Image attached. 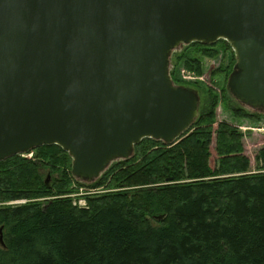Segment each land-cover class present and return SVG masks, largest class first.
<instances>
[{
    "label": "water",
    "instance_id": "95a60500",
    "mask_svg": "<svg viewBox=\"0 0 264 264\" xmlns=\"http://www.w3.org/2000/svg\"><path fill=\"white\" fill-rule=\"evenodd\" d=\"M219 39L231 93L264 109V0H0V161L57 144L91 182L143 138L175 142L200 96L173 82L172 51Z\"/></svg>",
    "mask_w": 264,
    "mask_h": 264
},
{
    "label": "trees",
    "instance_id": "16d2710c",
    "mask_svg": "<svg viewBox=\"0 0 264 264\" xmlns=\"http://www.w3.org/2000/svg\"><path fill=\"white\" fill-rule=\"evenodd\" d=\"M220 47L232 49L219 39L172 53L174 83L196 84L206 96L175 142L143 138L131 157L112 161L93 182L73 175L72 156L57 144L1 160L0 264H264V146L253 167L241 124L219 120L217 109L222 101L254 124L264 114L234 104L229 88L220 95L180 74L182 67L203 74ZM231 51L213 76L231 74Z\"/></svg>",
    "mask_w": 264,
    "mask_h": 264
},
{
    "label": "rangeland",
    "instance_id": "374dc122",
    "mask_svg": "<svg viewBox=\"0 0 264 264\" xmlns=\"http://www.w3.org/2000/svg\"><path fill=\"white\" fill-rule=\"evenodd\" d=\"M184 45L185 44H181L175 50H173L172 53L176 50H179ZM232 49H233V47H232ZM231 50L225 51L223 48L220 47V51H219V54L217 57H214V58L213 57L212 58L207 57L204 61V65H203L204 66V73L203 74H198L194 70H190V69H187L186 67H182L181 71H180L182 79L188 83H192L195 81H201L202 83H200V86L203 84L211 86L214 90H216L221 95L222 94V88H229L228 79H229L230 75L228 77H226L225 73H223V72L219 73L218 72V74H215V76H213L212 71L220 66V64L222 63L224 58L226 60V63H228L231 60V58L233 56ZM234 53H235V64H236L237 55H236L235 50H234ZM171 56H172V54H171ZM171 56H170L169 72H170V68H171ZM235 64H234V67H235ZM234 67H233V69H234ZM193 85H196V84H193ZM193 87L195 88V86H193ZM197 87L199 89H201L199 87V84H197ZM197 91H198L199 96H200V106H201L205 102L206 96L204 93H201L202 91H200L198 89H197ZM233 98H234V100H233L234 104L236 103L240 106H243L244 108L248 109L251 112H259V113L264 114V109L258 110V109L248 107V106L242 104L234 96H233ZM219 104L220 105L217 109L218 119L219 120H226V121L232 122L234 124H241L242 129L245 131V137L243 138V143L245 146V153L250 157L251 163L254 167L256 165L255 164V155L264 146V121H262V123H259V124H254L250 120H242L241 118H235L232 111L229 108H226L225 106L222 105V104H224L222 101ZM200 106H199V111H200ZM31 151L28 153L23 152L21 155L27 156V157H33L34 152H31ZM211 151H212L211 164L214 166L216 163V160L218 158L214 145L212 146ZM219 163H220V161L218 159V164ZM83 181H85V180H83ZM85 182H88V181H85ZM91 182H93V181H91ZM81 191L87 192V189L85 187H81ZM100 191H102V189L91 190V192H94V193L100 192ZM79 199L80 198H78L79 204L84 205L85 200L84 199L79 200ZM20 202H22V200L11 201L10 203H20Z\"/></svg>",
    "mask_w": 264,
    "mask_h": 264
},
{
    "label": "built area",
    "instance_id": "2783aa9c",
    "mask_svg": "<svg viewBox=\"0 0 264 264\" xmlns=\"http://www.w3.org/2000/svg\"><path fill=\"white\" fill-rule=\"evenodd\" d=\"M26 153H28V152H26ZM22 154V153H21Z\"/></svg>",
    "mask_w": 264,
    "mask_h": 264
},
{
    "label": "flooded vegetation",
    "instance_id": "af4514ba",
    "mask_svg": "<svg viewBox=\"0 0 264 264\" xmlns=\"http://www.w3.org/2000/svg\"><path fill=\"white\" fill-rule=\"evenodd\" d=\"M191 87H193V86H191Z\"/></svg>",
    "mask_w": 264,
    "mask_h": 264
}]
</instances>
